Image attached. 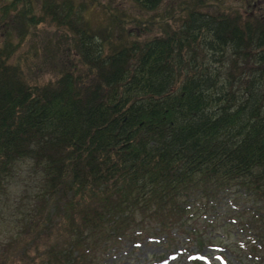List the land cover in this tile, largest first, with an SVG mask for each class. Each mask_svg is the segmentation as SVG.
<instances>
[{"label": "trees", "instance_id": "obj_1", "mask_svg": "<svg viewBox=\"0 0 264 264\" xmlns=\"http://www.w3.org/2000/svg\"><path fill=\"white\" fill-rule=\"evenodd\" d=\"M259 1L0 0V264L201 249L231 211L264 252Z\"/></svg>", "mask_w": 264, "mask_h": 264}, {"label": "rangeland", "instance_id": "obj_2", "mask_svg": "<svg viewBox=\"0 0 264 264\" xmlns=\"http://www.w3.org/2000/svg\"><path fill=\"white\" fill-rule=\"evenodd\" d=\"M259 2L264 5V0ZM254 9L252 6L247 11ZM257 12L259 15H263L264 8L257 9ZM43 29L51 31L56 27L47 23L43 24ZM25 50L26 46L21 51ZM39 73L42 84L49 83L56 76V71L50 64L45 65L44 70ZM234 214L235 212L231 211L226 215L232 219L230 220L232 225L228 221L220 223L223 226L226 225L224 227L232 232L224 234L221 232L224 231L222 227H218L219 231L215 230L213 238L207 240L208 243L201 249L196 242L190 239L191 236L187 232L178 233L174 230L176 240L163 234L160 236L149 235L140 240L137 245L129 242L117 251L113 249L115 255L109 258L108 264H264V252L259 251V254H255L249 248L250 244L259 243L261 238L251 228H249L250 231L245 230L248 231L245 234L244 228L236 225L237 217ZM13 225L14 223H9L7 226L0 223V232L6 228H13ZM258 255L263 258L261 259ZM257 256L259 259L254 262L253 257Z\"/></svg>", "mask_w": 264, "mask_h": 264}]
</instances>
